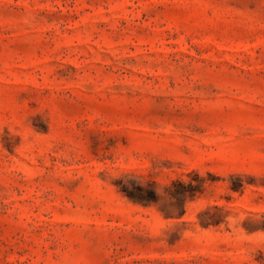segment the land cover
<instances>
[{
	"label": "rangeland",
	"instance_id": "obj_1",
	"mask_svg": "<svg viewBox=\"0 0 264 264\" xmlns=\"http://www.w3.org/2000/svg\"><path fill=\"white\" fill-rule=\"evenodd\" d=\"M0 264H264V0H0Z\"/></svg>",
	"mask_w": 264,
	"mask_h": 264
},
{
	"label": "trees",
	"instance_id": "obj_2",
	"mask_svg": "<svg viewBox=\"0 0 264 264\" xmlns=\"http://www.w3.org/2000/svg\"><path fill=\"white\" fill-rule=\"evenodd\" d=\"M128 195H131V194H128ZM131 197V196H130Z\"/></svg>",
	"mask_w": 264,
	"mask_h": 264
}]
</instances>
